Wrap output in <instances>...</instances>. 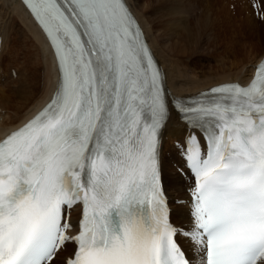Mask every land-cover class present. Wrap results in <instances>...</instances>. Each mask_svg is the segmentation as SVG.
Wrapping results in <instances>:
<instances>
[{
	"label": "snow or ice",
	"instance_id": "obj_1",
	"mask_svg": "<svg viewBox=\"0 0 264 264\" xmlns=\"http://www.w3.org/2000/svg\"><path fill=\"white\" fill-rule=\"evenodd\" d=\"M24 3L60 81L0 140V264H55L68 244L64 264H264V60L246 85L171 101L188 129L177 146L193 182L186 229L161 181L165 77L127 0Z\"/></svg>",
	"mask_w": 264,
	"mask_h": 264
},
{
	"label": "bare ground",
	"instance_id": "obj_2",
	"mask_svg": "<svg viewBox=\"0 0 264 264\" xmlns=\"http://www.w3.org/2000/svg\"><path fill=\"white\" fill-rule=\"evenodd\" d=\"M190 1L192 0H129L158 57L166 67L167 80L171 88L178 94H184L196 92L226 80L239 79L246 83L251 76L254 63L264 54V19H258L256 10L252 9L247 12L248 15L242 26L245 30L229 28L215 32V35L223 36L222 40H225L221 41L222 43L216 42L217 47L213 50V55L218 60L222 57L225 59L222 61V72L216 74V77L213 76L214 79L203 73L193 77L189 83L185 78L186 74L184 76L181 71L183 69L181 66L194 62V59L199 56L203 42L207 41L205 37L208 33L198 24L195 16L188 12ZM260 2L264 4V0ZM0 16L4 35L3 59L5 60L8 56L12 63L21 65L16 76L13 77L11 74L5 87H2L6 73L5 67L1 71V136L21 123L51 96L57 84L59 72L46 33L21 0H0ZM167 41L178 45L174 48L175 55L170 54L171 47L167 46ZM190 43L194 46H190ZM211 43L214 42L211 41ZM168 57L172 59L169 61ZM233 70L236 71L233 72ZM213 73L210 74L213 75ZM42 81L43 87H41ZM41 92L43 93L40 94ZM186 129L179 114L173 111L164 128V145L170 139H182ZM180 162L181 158L176 147H172V153L168 155L164 150L163 172L166 165L167 171L164 178L173 202L172 217L177 223L183 224L190 222L191 217L187 205L174 203L176 197L186 196L187 178L178 174L176 169ZM184 241L191 255V243L188 240ZM72 247L73 245L68 244L67 250L61 251L58 257L67 256ZM58 263L59 260L55 262V264ZM63 263L64 261L61 264Z\"/></svg>",
	"mask_w": 264,
	"mask_h": 264
},
{
	"label": "rangeland",
	"instance_id": "obj_3",
	"mask_svg": "<svg viewBox=\"0 0 264 264\" xmlns=\"http://www.w3.org/2000/svg\"><path fill=\"white\" fill-rule=\"evenodd\" d=\"M253 1H256V0H196V1L192 0L190 1L191 2L190 10H188V12L192 13V15L195 16L198 24L201 25L203 28H205L207 30L206 33L207 32L208 33H207V36L205 37V39L207 38L206 39L207 41L203 42L201 49L199 51V56L194 59V62L191 61L189 63L183 64L184 65V66L182 65L183 67L181 66V68H183L181 71L184 73V76L186 74L185 78L189 83L192 80V78L196 77L197 75H202L203 73H206L205 75H209L210 77L214 79V77H216V74H219L222 72V68H223L222 61H224L225 59L224 57H222V59L218 60V58H216L213 55V50H215V48L217 47L216 42L220 43L221 41L224 42L225 40H222L223 36L218 37L217 35H215V32H218L219 30H222V29H229V28H235V29L240 28L242 29V31L245 30V28H242V26L244 25L246 16L248 15L247 12L249 10L255 9L253 5ZM262 7H264V4L263 5L261 4L260 10L262 12L260 13L256 12L258 19H261V20L264 19V16H263L264 10H262ZM177 36H179L178 33H177ZM211 41H213L214 43L212 44ZM166 44L167 46L171 47L170 54L175 55L176 51H174V48L178 45L174 42H169V41H167ZM190 46H194V45L190 43ZM168 59L170 61L172 58L168 57ZM5 60H6L5 69H7L8 74H10V70H9L10 66L14 65L16 67L14 68L16 69V71L21 66L19 64L12 63V61L10 60L8 56ZM207 71L209 74L207 73ZM234 71L236 70H233V72ZM210 73H213V75ZM43 81H42L41 87H43ZM7 82L8 81H5V84H4L5 86ZM42 93L43 92H41L40 94ZM173 143H174V140H170V144L172 145ZM169 151L165 152L166 155L172 153V148H170ZM164 167L166 168V169L164 168V177H165L167 166L164 165ZM178 174L184 177L183 174L180 173V171H178ZM182 205L186 206L187 204L184 203ZM182 205H179V206H182ZM65 257L66 255H61L58 257V259L55 260V262L59 260L58 264H61L65 260Z\"/></svg>",
	"mask_w": 264,
	"mask_h": 264
}]
</instances>
